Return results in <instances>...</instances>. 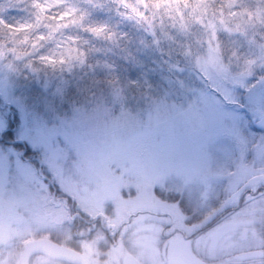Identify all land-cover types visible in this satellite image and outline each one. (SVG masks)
<instances>
[{
	"label": "rangeland",
	"instance_id": "374dc122",
	"mask_svg": "<svg viewBox=\"0 0 264 264\" xmlns=\"http://www.w3.org/2000/svg\"><path fill=\"white\" fill-rule=\"evenodd\" d=\"M54 11L49 21L37 0H0V33L33 26L29 56L0 59V241L39 232L79 246L80 264L264 253V206L240 196L264 191V82L231 74L219 44L195 55L183 21L148 23L117 0ZM226 42L237 55L257 46Z\"/></svg>",
	"mask_w": 264,
	"mask_h": 264
},
{
	"label": "clouds",
	"instance_id": "9594fccd",
	"mask_svg": "<svg viewBox=\"0 0 264 264\" xmlns=\"http://www.w3.org/2000/svg\"><path fill=\"white\" fill-rule=\"evenodd\" d=\"M37 2L41 6L42 17H48L49 21L57 19L54 10L58 9L63 0H37ZM117 2L128 9V15L141 17L148 23L183 21L191 31L195 55L207 57L209 44L213 47L219 44L221 59L228 66L231 74L245 78L249 86L264 82V9H261L258 15L254 6H242L241 0H187V3L185 0H117ZM32 27L31 24H21L10 33H0V59L10 63L23 61L29 56L32 51L29 46L32 43L29 30ZM225 28L232 31L226 32ZM55 30L56 28L53 27V31ZM240 34L247 35L248 39L257 46L251 50L245 48L237 55L238 49L227 43L226 37L231 38ZM257 37L259 40L256 39ZM261 179L264 180V177ZM254 192L259 196V200L253 196ZM240 196L246 202L264 206V191L259 188H243ZM76 215L78 214H73L71 223L75 222ZM79 231L82 233L84 230ZM28 239L27 236H14L8 243L0 241V244H4V247H0V255L4 256L0 264H18L17 254L25 249ZM73 239L75 240L76 237L74 236ZM250 250V248L243 249V251ZM240 254L241 250H222L212 258L213 264H237ZM40 255L38 251L32 252L28 264H39ZM59 264L66 262L61 260ZM250 264H264V261H251Z\"/></svg>",
	"mask_w": 264,
	"mask_h": 264
},
{
	"label": "water",
	"instance_id": "95a60500",
	"mask_svg": "<svg viewBox=\"0 0 264 264\" xmlns=\"http://www.w3.org/2000/svg\"><path fill=\"white\" fill-rule=\"evenodd\" d=\"M256 122L258 125L264 126V115L260 116ZM26 244L27 246L25 247V249L20 251V264H28V255L35 250H41L52 255L71 259L73 261H79L81 259V254L76 249L57 240H53L47 236L30 238L28 239ZM259 250L260 249H251L250 251L242 250L240 256L254 254L259 252Z\"/></svg>",
	"mask_w": 264,
	"mask_h": 264
},
{
	"label": "flooded vegetation",
	"instance_id": "af4514ba",
	"mask_svg": "<svg viewBox=\"0 0 264 264\" xmlns=\"http://www.w3.org/2000/svg\"><path fill=\"white\" fill-rule=\"evenodd\" d=\"M111 233H112V230H111ZM200 234V233H199ZM199 234L197 233V234H194V232H189V233H187L186 231H185V233H183V235H184V237L185 238H188V237H192L193 235L194 236H196L197 238H198V236H199ZM79 246H75V248H78ZM187 250V249H186ZM185 250V251H186ZM170 251V253H173V257H172V259L171 260H173L174 261V264H176V262H181V263H185V264H202V263H204L205 262V259H206V257H203V255H202V253H196V254H194L193 252L194 251H192V250H190L189 252H190V254H188V253H186V252H181L180 253V251L179 252H174V250L172 249V250H169ZM173 251V252H172ZM38 252H40V251H38ZM262 252H263V249H262ZM259 253V254H263L262 256H263V260H264V253ZM46 254V253H45ZM259 254H254V255H259ZM46 256H49V257H51V255H49V254H47ZM186 256H189V257H191V259H186L185 257ZM248 256H253V255H248ZM53 258H55V256H52ZM239 257H241V256H239ZM243 257H247V256H243ZM58 258H60V257H58ZM58 258L56 257L55 259L56 260H58ZM161 258V257H160ZM164 259H165V262L167 263V262H169V263H167V264H171V262H170V258H168L167 257V254L163 257ZM195 258V259H194ZM132 260H134V258L133 259H129V260H124L123 261V259H122V257H121V261H122V263L121 264H132L131 263V261ZM62 261H64V262H66V264H80L79 262L78 263H74V262H72V261H67L66 259H64V258H62ZM140 261V263L138 262L137 264H143L142 262H141V260H139ZM185 261V262H184ZM188 261H190V262H188ZM188 262V263H187Z\"/></svg>",
	"mask_w": 264,
	"mask_h": 264
},
{
	"label": "trees",
	"instance_id": "16d2710c",
	"mask_svg": "<svg viewBox=\"0 0 264 264\" xmlns=\"http://www.w3.org/2000/svg\"><path fill=\"white\" fill-rule=\"evenodd\" d=\"M6 131H9V132H11V130H10V129H7Z\"/></svg>",
	"mask_w": 264,
	"mask_h": 264
}]
</instances>
